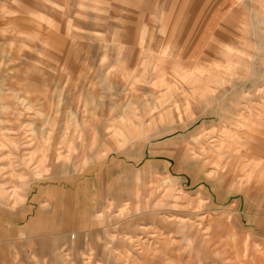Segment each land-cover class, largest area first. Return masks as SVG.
Segmentation results:
<instances>
[{"label": "rangeland", "instance_id": "obj_1", "mask_svg": "<svg viewBox=\"0 0 264 264\" xmlns=\"http://www.w3.org/2000/svg\"><path fill=\"white\" fill-rule=\"evenodd\" d=\"M0 195V264H264V0H0Z\"/></svg>", "mask_w": 264, "mask_h": 264}, {"label": "crops", "instance_id": "obj_2", "mask_svg": "<svg viewBox=\"0 0 264 264\" xmlns=\"http://www.w3.org/2000/svg\"><path fill=\"white\" fill-rule=\"evenodd\" d=\"M1 196V195H0ZM6 197V196H5Z\"/></svg>", "mask_w": 264, "mask_h": 264}]
</instances>
